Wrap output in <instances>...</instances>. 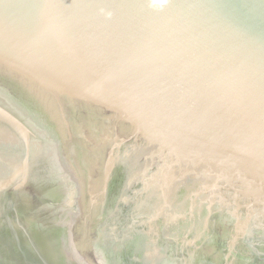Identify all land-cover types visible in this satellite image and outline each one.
<instances>
[{"label":"water","instance_id":"water-1","mask_svg":"<svg viewBox=\"0 0 264 264\" xmlns=\"http://www.w3.org/2000/svg\"><path fill=\"white\" fill-rule=\"evenodd\" d=\"M0 264H264V0H0Z\"/></svg>","mask_w":264,"mask_h":264}]
</instances>
